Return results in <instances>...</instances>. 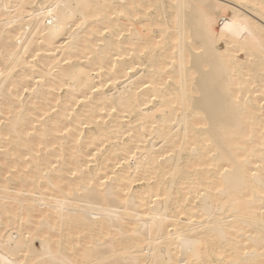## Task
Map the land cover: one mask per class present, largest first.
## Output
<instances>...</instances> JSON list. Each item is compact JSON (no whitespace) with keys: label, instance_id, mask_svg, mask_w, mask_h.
I'll list each match as a JSON object with an SVG mask.
<instances>
[{"label":"bare ground","instance_id":"1","mask_svg":"<svg viewBox=\"0 0 264 264\" xmlns=\"http://www.w3.org/2000/svg\"><path fill=\"white\" fill-rule=\"evenodd\" d=\"M0 264H264V0H0Z\"/></svg>","mask_w":264,"mask_h":264}]
</instances>
